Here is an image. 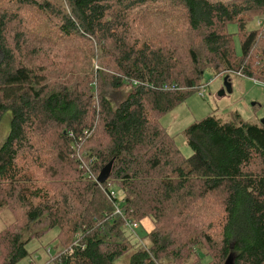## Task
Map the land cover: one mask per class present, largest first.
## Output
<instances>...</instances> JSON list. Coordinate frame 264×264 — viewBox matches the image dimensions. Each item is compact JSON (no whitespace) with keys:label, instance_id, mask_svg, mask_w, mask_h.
<instances>
[{"label":"trees","instance_id":"1","mask_svg":"<svg viewBox=\"0 0 264 264\" xmlns=\"http://www.w3.org/2000/svg\"><path fill=\"white\" fill-rule=\"evenodd\" d=\"M26 7L84 40L85 66L68 55L50 75L30 61L41 44L25 34ZM258 17L264 0H0V122L13 114L0 209H22L0 232V264L27 259L54 229L47 264H118L130 252L123 264H264V124L207 117L185 130L189 157L160 124L208 70L264 83V30L248 28ZM78 147L107 180L84 177Z\"/></svg>","mask_w":264,"mask_h":264},{"label":"rangeland","instance_id":"2","mask_svg":"<svg viewBox=\"0 0 264 264\" xmlns=\"http://www.w3.org/2000/svg\"><path fill=\"white\" fill-rule=\"evenodd\" d=\"M10 7L14 9L13 6ZM24 19L27 21L26 32L24 31L27 38L32 42L39 41L41 44L40 48L42 50L40 49L41 53L39 56L30 59V61H33L36 66L50 67V75H52L51 71L55 70L57 72L61 66L64 68L65 57L71 55L74 61L78 60L76 63L80 67H83L89 54V47L82 39L75 41L67 40L59 35L55 30L59 22L58 17L54 14H42L39 11H36L34 7H26L25 13L23 12V20ZM229 27L231 32H237V26ZM248 28L250 30L260 28L264 30V17L256 18ZM235 45L237 54L241 55V45L238 36L235 37ZM24 52L26 54L28 53L27 48L23 49L22 53ZM36 54L38 53L35 52L33 55ZM22 55L20 58H23ZM57 57H59L61 61L58 62L57 65H54ZM1 59L2 55L0 54V60ZM238 73L239 72H232L229 74L218 75V73L212 70L206 71L203 75V83H206L207 85L201 86L198 90H195L183 103L160 119L162 128L175 139L178 147L186 157L192 155V150L187 144L185 130L207 117H216L224 123H245L253 125H260L262 123V120L264 119V83L255 79H249L245 77L242 72H240L243 75V77H241ZM226 76H229L231 80V93H229L224 86V79ZM201 93H203V95H201ZM12 118V112L8 111L0 122V149L4 146L10 133ZM43 129L45 130V133H47V136L50 137L51 142L55 144L56 142L58 143L55 136L51 137L52 133H50V128L45 126ZM48 146L49 150L53 152L57 151V147L54 144H48ZM77 150L78 152L74 153V158L76 159L79 168L83 172H86L89 167L91 168V160L94 158L89 159L86 155V151H84L85 149H82V147H78ZM42 170L43 173L41 177L45 179V183L47 184L46 179L50 178L51 175L48 174L47 171H44V169ZM117 196L122 199L123 193L117 191ZM220 196V194L217 195L218 200L220 199ZM21 210V207H14V209L11 207L0 209V232L14 222L17 215L22 213ZM198 212H202V207ZM146 219L150 220L154 227L153 220L148 217L144 220ZM39 229V227H33L31 231L36 232L39 231ZM58 233L59 230L54 229L40 238L32 239L26 245L30 256L17 264H30L31 262L34 264H47L50 257L56 252L55 238ZM135 233L138 235V238L142 239L143 235L141 229L135 230ZM49 249L51 250V253H48ZM130 256L131 252L124 258L120 259L118 264L127 262ZM204 262H206V260ZM50 264L55 263L51 262Z\"/></svg>","mask_w":264,"mask_h":264},{"label":"built area","instance_id":"3","mask_svg":"<svg viewBox=\"0 0 264 264\" xmlns=\"http://www.w3.org/2000/svg\"><path fill=\"white\" fill-rule=\"evenodd\" d=\"M239 76L243 77V75L239 72L238 73ZM201 95H203V93H201ZM95 162V159H92L91 160V165H93V163ZM85 177L89 178V179H92L94 180L96 183H99V178H96L94 175H93V172L91 170V168L89 167V169L85 172ZM111 196H113L114 198H116V194L115 192H112L111 191ZM117 213H119V210H117ZM132 225V228L131 229H135L138 227V224L137 223H134V224H131Z\"/></svg>","mask_w":264,"mask_h":264},{"label":"water","instance_id":"4","mask_svg":"<svg viewBox=\"0 0 264 264\" xmlns=\"http://www.w3.org/2000/svg\"><path fill=\"white\" fill-rule=\"evenodd\" d=\"M263 55H264V49H263ZM224 86H225V89L231 93L232 92V84H231V81H230V78L229 76H226L225 79H224ZM262 124H264V119L262 120ZM109 174H110V169H108L106 171V174H104V172L102 173L101 177L99 178L100 182L102 183L103 181L107 180L109 178Z\"/></svg>","mask_w":264,"mask_h":264},{"label":"crops","instance_id":"5","mask_svg":"<svg viewBox=\"0 0 264 264\" xmlns=\"http://www.w3.org/2000/svg\"><path fill=\"white\" fill-rule=\"evenodd\" d=\"M153 228L154 227H153L152 223L150 222V220L146 219V220L142 221V228L141 229L144 232H150L151 230H153Z\"/></svg>","mask_w":264,"mask_h":264},{"label":"bare ground","instance_id":"6","mask_svg":"<svg viewBox=\"0 0 264 264\" xmlns=\"http://www.w3.org/2000/svg\"><path fill=\"white\" fill-rule=\"evenodd\" d=\"M231 81V80H230Z\"/></svg>","mask_w":264,"mask_h":264}]
</instances>
